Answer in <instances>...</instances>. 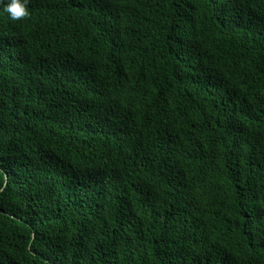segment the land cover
<instances>
[{"label": "trees", "instance_id": "trees-1", "mask_svg": "<svg viewBox=\"0 0 264 264\" xmlns=\"http://www.w3.org/2000/svg\"><path fill=\"white\" fill-rule=\"evenodd\" d=\"M0 5V264H264V0Z\"/></svg>", "mask_w": 264, "mask_h": 264}, {"label": "clouds", "instance_id": "clouds-1", "mask_svg": "<svg viewBox=\"0 0 264 264\" xmlns=\"http://www.w3.org/2000/svg\"><path fill=\"white\" fill-rule=\"evenodd\" d=\"M28 2L29 0H0V5H3L10 19L20 20L29 15Z\"/></svg>", "mask_w": 264, "mask_h": 264}]
</instances>
